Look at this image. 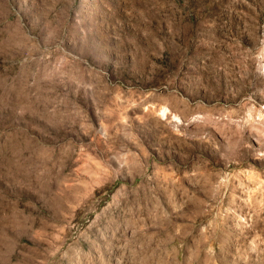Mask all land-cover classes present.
<instances>
[{"label": "rangeland", "instance_id": "obj_1", "mask_svg": "<svg viewBox=\"0 0 264 264\" xmlns=\"http://www.w3.org/2000/svg\"><path fill=\"white\" fill-rule=\"evenodd\" d=\"M0 264H264V0H0Z\"/></svg>", "mask_w": 264, "mask_h": 264}, {"label": "bare ground", "instance_id": "obj_2", "mask_svg": "<svg viewBox=\"0 0 264 264\" xmlns=\"http://www.w3.org/2000/svg\"><path fill=\"white\" fill-rule=\"evenodd\" d=\"M166 110H169V109L165 108V109H164V112H166Z\"/></svg>", "mask_w": 264, "mask_h": 264}]
</instances>
